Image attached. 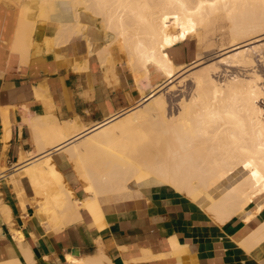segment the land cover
<instances>
[{
	"label": "bare ground",
	"instance_id": "1",
	"mask_svg": "<svg viewBox=\"0 0 264 264\" xmlns=\"http://www.w3.org/2000/svg\"><path fill=\"white\" fill-rule=\"evenodd\" d=\"M224 19L229 23L231 46L223 45L221 63L232 58L233 66L254 67L257 60L250 50L264 46V0H30L22 6L10 44L21 62L33 56L37 38L48 28L52 34L43 38L47 53L61 56L70 47L77 52L85 48L89 56L98 55L106 80L110 74L117 78V67L124 66L138 93L129 113H107L104 120L89 127L79 117L60 120L51 104H46L42 116L29 121L36 149L16 170L30 181L34 212L47 229L61 232L81 222L82 210L88 211L99 228L104 227L109 213L149 206L151 190H170L186 197L221 226L236 218L248 224L263 213L262 75L255 70L246 78L235 76L221 84L214 78L217 63L199 72L193 68L196 73L190 76L195 89L189 101L182 99L178 115L170 116L161 93L180 87L189 76L167 87L185 67L176 62L181 46L195 38L199 28ZM232 52L237 56H226ZM197 55L195 66L203 64L199 49ZM88 62L73 69L89 71ZM44 93L36 89L38 98L44 100ZM62 151L81 182L82 199L52 159L53 153ZM1 210L10 220L8 206L2 205ZM11 232L25 260L10 257L0 264H38L24 234ZM170 241L178 249L176 240ZM238 244L247 251L263 245L264 220L253 230L245 226ZM144 253V259L154 257L149 250ZM66 261L113 264L103 251L98 258L67 254Z\"/></svg>",
	"mask_w": 264,
	"mask_h": 264
},
{
	"label": "crops",
	"instance_id": "2",
	"mask_svg": "<svg viewBox=\"0 0 264 264\" xmlns=\"http://www.w3.org/2000/svg\"><path fill=\"white\" fill-rule=\"evenodd\" d=\"M5 22L2 17L0 206H8L11 219H7L0 207V262L10 257L25 260L14 233L11 232L18 230L26 237L24 242L38 264H67V254L86 257L96 255L99 251L109 256L113 264H254L255 261V264H262L264 244L247 251L238 244V239L245 226L249 230L258 227L264 220V211L248 224L236 218L227 223L228 225L221 226L186 197L170 190L149 191V206L107 214L106 225L101 228L96 225L88 211L82 210L81 222L76 221L77 223L68 225L61 232L47 229L34 212L35 197L30 181L16 170L17 165L30 159L29 154L36 149L29 121L42 116L46 112V104H51L53 113L60 120L79 117L78 120L89 127L96 121L104 120L107 113L127 109L137 96L129 90L124 91L129 76L117 67V78L110 74L106 80L98 55L89 56L85 48L77 52L70 47L61 51V56L58 53H47L43 38L52 34L48 28L37 38L38 46L33 56L26 62H21L10 48L14 30H10L9 24L5 25ZM86 60L89 61V71L78 72L73 69V65H84ZM39 85L41 88L38 89ZM42 88L49 94L41 91ZM36 89L45 94L44 100L37 97ZM66 157L63 151L52 154L53 161L65 175L75 195L82 199L84 193L81 182ZM170 239L176 240L178 249L174 250ZM146 250L154 257L144 259Z\"/></svg>",
	"mask_w": 264,
	"mask_h": 264
},
{
	"label": "rangeland",
	"instance_id": "3",
	"mask_svg": "<svg viewBox=\"0 0 264 264\" xmlns=\"http://www.w3.org/2000/svg\"><path fill=\"white\" fill-rule=\"evenodd\" d=\"M29 2L30 0H0V19L4 17L6 22L7 23L9 22L8 24H9L10 30H14L16 19L20 14L22 6ZM22 3L23 5L20 6V4ZM224 20L216 21L208 25L206 28H201V29L199 28L197 33L195 34V38L190 39L189 41L185 42L181 46L180 48L181 53L179 54V57H177L176 62L177 64L183 65L185 67H183L182 69H179V71L180 70L184 71L185 69H191V67L192 69L187 70V71L185 70V73L180 71L181 73L179 72L178 77L176 76L177 78H175L173 82L167 84L168 88H170L173 85L175 86L179 84V81L183 78V76L189 75L188 78H186V82H184L180 87H177V86L175 88L171 87L170 89L171 91H168L167 89H163L161 91V93H164V95L166 96V100L168 101V104H169L168 113L170 114V116L178 115L179 111L181 110L180 104L182 103V99L183 101L184 100L189 101L188 99H190L191 95L193 94L192 92L195 89V82L190 75L196 72H199L200 70L204 68H207L208 64L210 63H213V64L217 63L218 68H217V72L214 73V78L218 80L221 84H225V82H228V80L234 78L235 76H241V77L246 78L255 70L262 75V78H264V63H263L264 58L262 59L263 60L262 61L258 57V54H261L262 56H264V46L263 45H260V47L256 50H253V49L250 50V51H254L253 56H255L257 60L254 67L233 66L234 64L232 63L234 62L232 58L230 60H227V63H221V57L222 58L225 57L224 56L225 54L222 56V54L225 52V51H222L223 45L225 46L224 48H230L231 46V40H230L231 37H229L230 35L228 32L230 31L229 29L230 27L228 26L229 23L228 21L226 20L224 21ZM261 40H262L261 43L264 44L263 37ZM198 49L200 53L203 54L202 55L203 57L201 56V58H203V64H202L204 65L203 68H200L202 66L201 64H199L200 66L199 65L195 66L196 64L194 65L193 63L197 61L198 59V55H197ZM228 54H230L231 57L235 54L237 56V52L227 53L226 56ZM211 65H209V67ZM197 67L199 68L198 70H197ZM119 68L122 73H125L127 76H129L127 88L124 91L127 92L129 90L133 94H135L138 98L136 83L134 79L131 77V74L128 72V70L124 66H119ZM193 68L196 70V72H193L194 70ZM189 71L190 72L192 71L193 73H190ZM136 101L137 100L133 101V103H135ZM132 108L133 107L129 106L127 109L120 111L121 115H125L129 113ZM86 257L98 258L99 253L93 256H86Z\"/></svg>",
	"mask_w": 264,
	"mask_h": 264
}]
</instances>
